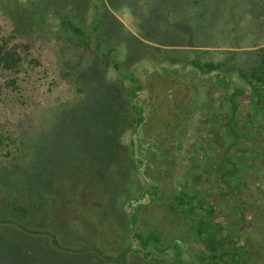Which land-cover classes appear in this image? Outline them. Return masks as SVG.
<instances>
[{"label": "rangeland", "instance_id": "obj_1", "mask_svg": "<svg viewBox=\"0 0 264 264\" xmlns=\"http://www.w3.org/2000/svg\"><path fill=\"white\" fill-rule=\"evenodd\" d=\"M101 2L0 0V49L19 59L0 54V264H209L234 217L218 198L223 101L254 110L240 88L262 61L264 0H114L121 26L99 30ZM100 77L134 95L138 123L107 108Z\"/></svg>", "mask_w": 264, "mask_h": 264}, {"label": "trees", "instance_id": "obj_2", "mask_svg": "<svg viewBox=\"0 0 264 264\" xmlns=\"http://www.w3.org/2000/svg\"><path fill=\"white\" fill-rule=\"evenodd\" d=\"M112 1L114 0H106L107 5L101 2L104 12H101L102 15H98L99 30L106 28L109 20L112 28L117 25L121 26L120 22L111 12ZM29 25H31L30 21ZM112 28H108V30L111 31ZM117 39L118 37L112 42L115 43ZM260 51L258 55L260 61L261 59L262 61L254 70L258 79H255L256 77L253 79V76H251L253 80L251 78L248 80L246 76L242 75L245 81H242L243 86L240 88L241 93L249 95L252 98L254 110L249 115H246V118H238L235 114L237 109L236 100L230 93L226 94L228 96L225 98L226 102L223 101V111L228 113L229 121L228 124L223 125V141L220 144L223 147L220 158L224 164V168H226L221 173L220 182L224 183L225 191L221 190L218 193V198L224 199L223 201L219 199V201L224 202L226 208L229 207L228 215L232 214L234 217L226 223L232 227V230L227 233L224 238L226 242L223 241L221 245L224 248V252L221 255L217 249L210 250L208 254L212 258L209 264H218L219 257L223 259L229 258L226 261L230 264L231 262L233 264H264V77H261V72L264 70V50L261 49ZM13 53H15V49L6 53H3L0 49V54L7 61L6 67L8 68L19 62L18 58L10 61ZM94 59L97 61L101 60V69L107 65V60H102V58ZM258 74L261 79L258 77ZM102 81L103 78L101 79V77L92 81L93 88L103 83L105 88L107 87L109 90L106 93L110 95L109 107L107 108L124 111V115L120 116V121L127 119V121H130L131 115L132 117L134 115L130 111L129 103L134 99V95L131 93L123 94V92H126L123 82L118 81L115 84V81H111L108 78H106L105 82ZM89 90L84 92L85 97L99 91L98 88ZM133 91H141V85L137 81H135ZM120 103L121 109L119 107ZM79 107L85 110L83 103ZM134 122L138 123L139 121H136L133 117L132 121L128 124L129 127ZM235 123H239L241 128ZM114 131L112 130V132ZM244 144L252 145V149L243 150ZM222 195L224 196L222 197ZM212 215H214L213 211ZM229 238L232 241L227 243ZM231 245L235 246L236 249L238 248L241 253L228 249V246L230 248Z\"/></svg>", "mask_w": 264, "mask_h": 264}]
</instances>
